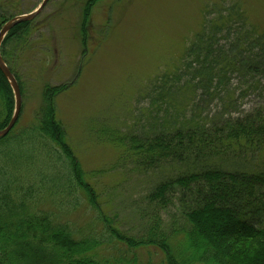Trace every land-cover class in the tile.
Returning <instances> with one entry per match:
<instances>
[{"label": "trees", "instance_id": "obj_1", "mask_svg": "<svg viewBox=\"0 0 264 264\" xmlns=\"http://www.w3.org/2000/svg\"><path fill=\"white\" fill-rule=\"evenodd\" d=\"M103 1L75 5L83 15L84 45L93 31L91 13ZM14 4L0 0V16H14ZM214 14L180 65L152 81L145 94L151 101L148 123L139 119L126 131L101 129L119 150L109 166L114 183L124 188L134 175L151 182L131 210L137 224L124 216L121 200L106 195L102 205L87 195L81 185L91 183L93 174L75 170L76 154L56 114L55 97L65 84H43L32 124L0 137V264H264V253L247 259L228 245L230 238L264 242V97L233 116L227 87L234 73L261 75L264 82V28L250 25L241 12ZM39 29L34 19L19 23L1 45L22 94L26 84L19 67L29 71L41 63L38 69L46 70L33 39ZM222 34L232 41L221 45ZM215 98L223 110L214 115L206 108ZM0 101L1 130L15 109L1 69ZM81 204L95 221L88 230L65 219Z\"/></svg>", "mask_w": 264, "mask_h": 264}, {"label": "rangeland", "instance_id": "obj_2", "mask_svg": "<svg viewBox=\"0 0 264 264\" xmlns=\"http://www.w3.org/2000/svg\"><path fill=\"white\" fill-rule=\"evenodd\" d=\"M13 1L16 4L9 15L14 16L9 19L0 16V30L12 18L35 10L43 0ZM83 3L84 0H49L34 19L40 29L33 39L39 41L42 48L37 59L44 61L43 70H46L41 73L38 69L41 63L29 71L19 67L20 73L17 69L26 84V92L21 93L20 114L15 126L32 124L41 105L44 83H64L63 91L55 97L57 118L63 123L66 139L76 154L75 170H82L87 176L93 174L91 183L81 186L102 205L107 196L121 200L118 206L124 208V216L137 224L131 210L146 194L151 182L134 175L124 183L125 189L114 183L109 166L116 162L119 150L102 136L101 129L110 125L126 131L139 119L148 123L151 101L145 94L152 81L180 65L191 41L204 30L205 23L218 17L214 12H241L250 25L262 30L264 0L103 1L91 13L93 31L85 45L81 41L82 11L75 6H83ZM219 40L223 45L232 38L222 34ZM16 62L19 65L21 60L18 58ZM229 81L227 87L233 95L228 110L233 116L262 104L261 75L254 78L247 73L246 76L234 73ZM220 97L225 100L224 94ZM221 106L220 100L215 98L211 108H205L215 115L223 110ZM3 113L0 101V119ZM206 116L212 117L203 112V117ZM115 203L119 204L116 200ZM169 213L174 214L175 209ZM65 219L84 230L95 223L83 204ZM252 241L230 238L229 249L236 256L241 253L247 259L250 256L261 259L264 242L255 240L256 244H251ZM150 252L158 262L155 250L150 249ZM145 255L148 257V253Z\"/></svg>", "mask_w": 264, "mask_h": 264}, {"label": "water", "instance_id": "obj_3", "mask_svg": "<svg viewBox=\"0 0 264 264\" xmlns=\"http://www.w3.org/2000/svg\"><path fill=\"white\" fill-rule=\"evenodd\" d=\"M49 0H43L42 3L32 12L27 14L18 15L14 18H12L10 21H8L0 30V69L2 70L5 77L9 80L11 87L13 89L14 95H15V109L13 116L8 123V125L0 130V137L6 136L12 128L15 126L19 114H20V108H21V89L19 86V83L15 77V75L12 73L11 69L8 67L6 62L4 61L2 54H1V45L9 31L16 26L19 23L25 22V21H31L33 20L38 14L41 13V11L44 9L46 4Z\"/></svg>", "mask_w": 264, "mask_h": 264}]
</instances>
